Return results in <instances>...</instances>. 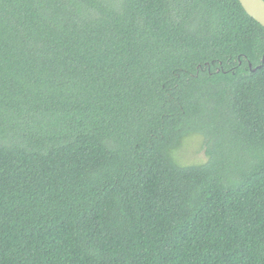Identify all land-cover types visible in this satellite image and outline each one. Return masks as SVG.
<instances>
[{
    "label": "trees",
    "instance_id": "obj_1",
    "mask_svg": "<svg viewBox=\"0 0 264 264\" xmlns=\"http://www.w3.org/2000/svg\"><path fill=\"white\" fill-rule=\"evenodd\" d=\"M263 56L239 0H0V264H264Z\"/></svg>",
    "mask_w": 264,
    "mask_h": 264
},
{
    "label": "rangeland",
    "instance_id": "obj_2",
    "mask_svg": "<svg viewBox=\"0 0 264 264\" xmlns=\"http://www.w3.org/2000/svg\"><path fill=\"white\" fill-rule=\"evenodd\" d=\"M176 159L182 165L204 163L206 155L202 136L192 135L186 139L183 146L176 151Z\"/></svg>",
    "mask_w": 264,
    "mask_h": 264
},
{
    "label": "water",
    "instance_id": "obj_3",
    "mask_svg": "<svg viewBox=\"0 0 264 264\" xmlns=\"http://www.w3.org/2000/svg\"><path fill=\"white\" fill-rule=\"evenodd\" d=\"M239 2L246 13L264 27V0H239ZM262 62L264 63V56ZM256 70L257 68L253 71Z\"/></svg>",
    "mask_w": 264,
    "mask_h": 264
}]
</instances>
